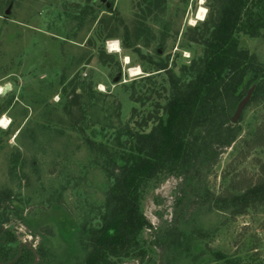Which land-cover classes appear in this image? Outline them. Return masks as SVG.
Returning a JSON list of instances; mask_svg holds the SVG:
<instances>
[{"label": "rangeland", "instance_id": "obj_1", "mask_svg": "<svg viewBox=\"0 0 264 264\" xmlns=\"http://www.w3.org/2000/svg\"><path fill=\"white\" fill-rule=\"evenodd\" d=\"M215 3L0 0V228L14 238L0 264L19 254L25 264L84 262L129 133L165 116L168 70L195 73L203 47L191 37ZM239 45L264 64V28ZM230 124L235 137L211 143L194 191L190 168L145 186L143 254L116 264H264V201L240 213L217 206L264 182V85Z\"/></svg>", "mask_w": 264, "mask_h": 264}, {"label": "trees", "instance_id": "obj_2", "mask_svg": "<svg viewBox=\"0 0 264 264\" xmlns=\"http://www.w3.org/2000/svg\"><path fill=\"white\" fill-rule=\"evenodd\" d=\"M213 6V17L202 24L205 33L191 37L203 47L201 57L192 63L195 73L185 81L168 70L165 116L148 132L129 133L128 145L119 157V174L109 175L114 178L105 192L100 222L87 228L90 250L82 264H116L131 255L141 257L138 237L149 226L140 208L145 186L157 176L179 175L190 168L194 191L197 172L215 155L211 143H228L235 137L236 125L225 124L231 121L237 103L252 84L256 87L250 101L264 85V64L239 45L240 34L256 37L264 28V0H216ZM157 65L160 70L167 67ZM202 127H206L203 137ZM258 200L264 201V182L220 199L217 206L240 213ZM178 231L176 227L167 233ZM4 233L0 228L1 262L8 260L14 247V238L2 237ZM9 264H25V260L19 254Z\"/></svg>", "mask_w": 264, "mask_h": 264}, {"label": "water", "instance_id": "obj_3", "mask_svg": "<svg viewBox=\"0 0 264 264\" xmlns=\"http://www.w3.org/2000/svg\"><path fill=\"white\" fill-rule=\"evenodd\" d=\"M101 3H105L106 0H100ZM9 12V8L5 10V13L7 14ZM256 85L252 84L248 90L246 91L245 95L240 99V101L237 103V106L235 108V111L233 115L231 116V122L236 123L237 120L239 119L244 107L246 104L250 101L251 96L255 90Z\"/></svg>", "mask_w": 264, "mask_h": 264}, {"label": "bare ground", "instance_id": "obj_4", "mask_svg": "<svg viewBox=\"0 0 264 264\" xmlns=\"http://www.w3.org/2000/svg\"><path fill=\"white\" fill-rule=\"evenodd\" d=\"M6 123H7V121H6L5 118H2V119L0 120V125L5 126Z\"/></svg>", "mask_w": 264, "mask_h": 264}, {"label": "built area", "instance_id": "obj_5", "mask_svg": "<svg viewBox=\"0 0 264 264\" xmlns=\"http://www.w3.org/2000/svg\"><path fill=\"white\" fill-rule=\"evenodd\" d=\"M107 47H108V45H107Z\"/></svg>", "mask_w": 264, "mask_h": 264}]
</instances>
